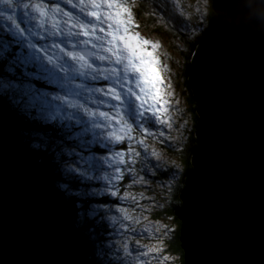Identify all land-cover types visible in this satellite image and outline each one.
<instances>
[{"label":"water","instance_id":"95a60500","mask_svg":"<svg viewBox=\"0 0 264 264\" xmlns=\"http://www.w3.org/2000/svg\"><path fill=\"white\" fill-rule=\"evenodd\" d=\"M212 7L188 77L198 119L175 209L184 264H264V23L249 0ZM23 126L0 101V264H96Z\"/></svg>","mask_w":264,"mask_h":264},{"label":"rangeland","instance_id":"374dc122","mask_svg":"<svg viewBox=\"0 0 264 264\" xmlns=\"http://www.w3.org/2000/svg\"><path fill=\"white\" fill-rule=\"evenodd\" d=\"M166 1L175 10L184 9V5L190 11L199 3L200 8H196L199 12L196 14L197 18H203L209 3L208 0ZM11 3V8L0 3V54L7 56L6 52L15 44H18L19 52L13 54L12 58L9 55L13 66L5 65L0 71V91L11 89L8 90L9 95L15 102L12 105H18L21 112L29 109L36 113L39 111L40 114L34 115H40L44 121L55 117L64 121L70 119L74 125L73 130L77 129V136L81 137L87 132L90 141L104 145L114 141L105 133L106 122L94 113L117 112L126 123L134 127L131 135L139 136V139L133 138L131 144L143 154L137 158L135 151L132 153V158L137 163L130 177L131 183L138 180L144 184L140 179L144 174L149 181L148 190H145L144 185L132 186L124 203L125 210L121 213H109V217L115 216L116 224L109 217L107 222L104 218L110 228L106 230L105 239L97 253L104 255L102 259L109 264H181L178 255L170 249V238H173L176 227L175 220L168 214V186L171 184L162 183L155 176L170 169L168 171L177 177L181 166L169 148L176 145L177 150H182L185 145L182 143L187 140V135L193 128L187 99L185 55L182 51L184 47L175 36L168 33L161 18L166 14L158 9V13L155 11L158 15L153 13L158 23L152 22L138 14L137 0H130L133 19L139 26L136 31L152 45H158L150 50L155 52L159 60L169 101L168 111L161 116L162 121L167 123H162L154 132L145 135L141 126L153 128L155 121L150 116L141 115L140 106L135 99L138 76L127 69L125 63L113 59L105 51L108 43L99 31L93 34L95 38L92 40L79 31L80 27L99 30L102 26V22L88 16L87 13L92 10L90 5L81 0H11ZM151 10L153 11L152 8ZM40 11L44 12V16L40 15ZM174 11L170 10L172 14ZM190 11L188 13L192 14ZM189 23L190 20H186V28ZM80 48H90L91 53L87 58ZM73 54L83 56L86 64L82 65L74 59ZM10 61L6 63L11 65ZM24 65L30 66L34 72L26 71ZM19 68L22 69L21 72ZM34 79H40L49 87L41 85L36 88L39 86L32 83ZM33 88L35 89L32 90ZM138 144L141 149L137 147ZM61 152L66 159H70L71 149L62 148ZM157 162L158 167L155 166ZM100 164H104V168L99 169L95 175L103 181L102 191L108 193L112 164L109 160ZM75 166V162L64 160L59 169L64 173L73 172ZM152 170L155 172L152 176L156 179L151 175L147 176ZM79 191L71 190V193L79 194ZM142 198V203H137ZM88 207L90 217L99 213L96 203H89ZM125 216L128 217L127 220L124 219Z\"/></svg>","mask_w":264,"mask_h":264},{"label":"trees","instance_id":"16d2710c","mask_svg":"<svg viewBox=\"0 0 264 264\" xmlns=\"http://www.w3.org/2000/svg\"><path fill=\"white\" fill-rule=\"evenodd\" d=\"M168 2L169 1L166 0H137L136 9L139 15L146 17L150 21L156 23H158V21L155 19L156 15H158V9H160V11L162 9V12L166 14V16L163 15L161 18L163 19L162 22L166 25L168 33L175 36L184 47L182 51L185 55V75L186 83L188 85L187 99L189 111L191 112L193 120V128L189 131L187 140L182 143L185 144L182 150H177L176 145H174L172 148H169L181 166L177 177H174L168 171L170 169H166L161 173H158V175H155L161 179L160 182L171 184L168 186L170 189L168 214L175 220L176 227L173 238H170L172 239L170 249L178 255L181 264H184V254L179 238L180 220L175 214V209L181 205V199L179 195L184 185L185 176L192 168L191 155L197 145L195 126L198 119L196 103L192 97V91L188 83V77L191 71L190 62L192 54L197 44L201 41L205 35V32L207 31L209 21L211 20L214 10L212 7L213 0H208L209 3L207 12L204 15L205 17L203 16L202 18L200 16V18H197L196 14L199 12L196 8H200L199 3L195 6V8L191 9L192 14H189L188 11L190 10L185 9L184 5V9L175 10L172 5H168ZM162 7H164V9ZM151 8L154 12L151 10ZM170 10L175 11L172 14ZM155 11H157V13H155ZM184 12H186V15H184ZM186 20H190V25L188 24L187 28L185 26ZM18 52V44H15L12 45L11 48L6 52L7 56H5V54H0V71H2V67L5 65L11 67L13 66V63L9 58H12L13 54ZM8 60L10 61L11 65L6 63ZM24 68L26 71L30 70L29 72H34L31 70L30 66L24 65ZM18 70L21 72L20 70L22 69L19 68ZM32 83L39 86L36 88H40L41 85L46 88L49 87L44 82H41L40 79H34V82ZM28 87V92H30L31 85L29 84ZM34 89L35 88L32 90ZM5 90L0 91V101L5 103L24 124L22 127V134L24 135L25 140L41 155V160L45 162L50 170L52 187L68 204L69 210L74 215L78 226L85 231L87 240L91 245V259L96 264H109L107 261L104 262L102 259L104 258V255L97 253V249L102 246V242L105 239L104 234L106 230L110 228H108L109 225H107L108 223H105L104 218L107 222L109 213L112 214L111 211L116 212L115 208L118 206V201L115 197L109 195V193L102 191L101 185L103 181L98 179L95 174H98L99 169L104 168V164L101 165L100 163L106 160L108 161L109 155L117 150L116 143L113 142L111 144L104 145L100 142L90 141L89 133L87 132H84V135L81 137L77 136V129L73 130L74 125L70 119H68V121H64L63 119L55 117L53 120L44 121L40 115H34V113L40 114L39 111L36 113L35 110L30 111L29 109L26 112H21V110L19 111L17 108L18 105L16 107L12 105V103L15 102L10 98L9 95L10 91L8 90L11 89ZM22 99L23 97L20 100ZM138 137L139 136H135L134 140L139 139ZM128 143H131V141H126V144ZM137 147L141 149L140 144H138ZM62 148H64V150L65 148L72 150L70 159L65 158V155L61 152ZM64 160L75 162L76 166L73 172L70 171L64 173L59 169V165L62 166ZM135 171L139 174L137 169ZM150 177L156 179V177L152 175ZM135 181L136 183H131V178H126L123 181V191L121 192V195H124L125 193L127 194L132 186L144 185L138 180ZM62 185H64V187ZM71 190L74 192H77V190L80 191L78 192L79 194H73L71 193ZM92 202L96 203L99 207L97 208L99 213H96L93 217H90L88 213L90 205L88 208L87 205ZM163 214L164 213H162V215ZM158 216L160 215L158 214ZM106 254L110 253L106 252Z\"/></svg>","mask_w":264,"mask_h":264},{"label":"snow or ice","instance_id":"6c2138e0","mask_svg":"<svg viewBox=\"0 0 264 264\" xmlns=\"http://www.w3.org/2000/svg\"><path fill=\"white\" fill-rule=\"evenodd\" d=\"M81 2L90 5L92 10L87 13L88 16L102 22V26L99 30L80 27L79 31L89 40L94 39L93 34L99 31L108 43L105 51L113 59L125 63L127 69H130L138 76L135 99L140 106L141 115L150 116L155 121V127L147 128L141 126V128H143L145 135L154 132L156 127H159L162 123H167V121H162L161 116L162 113L168 111L169 105L164 81L161 77L159 60L155 52L150 50L158 47V45H152L136 31L139 26L133 19V9L130 6V0H81ZM0 3L6 4L9 8L12 7L11 0H0ZM40 15L44 16V12L40 11ZM69 27H72V25H69ZM73 58L82 65L86 64L83 56L73 54ZM112 95L115 96V93H112ZM94 115H98L106 122L105 133L117 145V150L108 157L112 164V174L110 187L107 191L109 195L115 197L118 201L115 211L121 212L125 210L124 203L127 198L126 193L121 195L123 181L126 178H131L130 174L137 163V160L132 158V153L135 151L137 158L143 153L136 151L131 143L126 144V141H131L134 138L131 135L134 127L126 123L117 112H99L94 113ZM163 135L164 133L162 132L161 136ZM140 143L143 144V141ZM155 166L158 167V162ZM149 175H155V172L152 170L147 173V176ZM140 179L144 181L145 190H148L149 181L147 177L142 174ZM132 183H136V181ZM142 201L143 198L137 203H142ZM109 219L116 224L115 216H110ZM124 219L127 220L128 217L125 216ZM118 230L120 231V229ZM133 234L135 235L136 233Z\"/></svg>","mask_w":264,"mask_h":264},{"label":"clouds","instance_id":"9594fccd","mask_svg":"<svg viewBox=\"0 0 264 264\" xmlns=\"http://www.w3.org/2000/svg\"><path fill=\"white\" fill-rule=\"evenodd\" d=\"M249 2L253 5L255 18L264 23V0H249Z\"/></svg>","mask_w":264,"mask_h":264}]
</instances>
